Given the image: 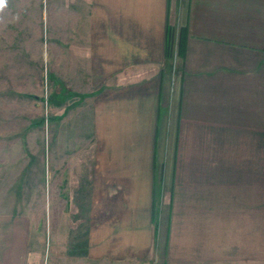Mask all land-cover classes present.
I'll list each match as a JSON object with an SVG mask.
<instances>
[{
  "label": "crops",
  "instance_id": "crops-1",
  "mask_svg": "<svg viewBox=\"0 0 264 264\" xmlns=\"http://www.w3.org/2000/svg\"><path fill=\"white\" fill-rule=\"evenodd\" d=\"M82 8L38 164L62 258L264 264V0ZM1 200L0 249L26 247Z\"/></svg>",
  "mask_w": 264,
  "mask_h": 264
},
{
  "label": "rangeland",
  "instance_id": "rangeland-1",
  "mask_svg": "<svg viewBox=\"0 0 264 264\" xmlns=\"http://www.w3.org/2000/svg\"><path fill=\"white\" fill-rule=\"evenodd\" d=\"M83 1L0 0V208L4 194V213L18 209L27 236L24 248L0 249V264H104L62 258L68 254L56 249L50 229L52 185L38 175L43 150L47 163L50 95L64 79L72 16L78 21L73 33L86 38Z\"/></svg>",
  "mask_w": 264,
  "mask_h": 264
}]
</instances>
